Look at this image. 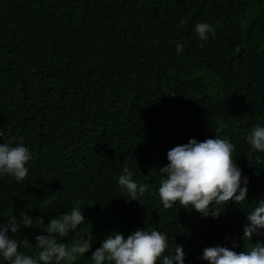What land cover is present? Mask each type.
<instances>
[{
	"label": "trees",
	"instance_id": "1",
	"mask_svg": "<svg viewBox=\"0 0 264 264\" xmlns=\"http://www.w3.org/2000/svg\"><path fill=\"white\" fill-rule=\"evenodd\" d=\"M201 22L215 28L206 42L195 32ZM257 124L264 0H0V144L22 140L32 153L24 181L0 176V225L21 211L47 224L81 208L88 222L58 242L104 232L92 233L76 264H94L105 239L137 228L164 233L166 255L182 246L184 264H209L206 247L240 252L264 242L241 239L246 213L264 199V152L247 143ZM215 134L234 145L247 200L229 202L218 218L179 202L164 209L158 169L167 152ZM124 166L147 186L139 202L118 186ZM39 234L21 223L13 238H27L20 251L35 257Z\"/></svg>",
	"mask_w": 264,
	"mask_h": 264
},
{
	"label": "clouds",
	"instance_id": "2",
	"mask_svg": "<svg viewBox=\"0 0 264 264\" xmlns=\"http://www.w3.org/2000/svg\"><path fill=\"white\" fill-rule=\"evenodd\" d=\"M195 32L201 41L206 42L209 33L215 34V28L201 22L195 25ZM176 48L177 52H182V43L178 42ZM3 136L0 128V137ZM247 143L252 150L264 152V126L255 125ZM233 151L234 145L217 134L202 142L193 138L170 149L168 163L158 169V197L163 208L171 209L179 202L181 208L195 209L204 217L218 218L229 202L237 206L243 204L247 200L249 179L242 177V171L233 159ZM31 159L32 153L22 140L14 147L10 141L0 144V176H9L16 182L24 181L29 174L26 165ZM132 177L133 172L124 166L117 183L120 189L126 190L130 200L139 202L138 197L144 195L147 186H139ZM30 208L26 205V209ZM19 215L22 219L8 218L6 224L0 225V258L6 264H76L78 256L87 253L92 246V230L74 239L71 245L56 239L57 236L66 237L69 231L75 232L84 225L87 220L81 208L74 206L70 213L52 217L47 224L42 217L33 221L28 211H21ZM21 223L28 228L35 225L41 233L35 235V246L39 249L35 257L20 251L22 245L24 248L31 246L27 238H13ZM261 230H264V199L246 213L242 241H252L254 234L264 236ZM232 239L233 247H236ZM168 249V237L164 233L137 228L126 238L121 233H113L91 258L94 264H158V261L161 264H184L182 246L175 243L174 250L166 255ZM202 259L209 264H264V242L252 243L240 252L226 246L206 247Z\"/></svg>",
	"mask_w": 264,
	"mask_h": 264
},
{
	"label": "rangeland",
	"instance_id": "3",
	"mask_svg": "<svg viewBox=\"0 0 264 264\" xmlns=\"http://www.w3.org/2000/svg\"><path fill=\"white\" fill-rule=\"evenodd\" d=\"M91 230H92V233H94V234L97 233V235H99V236L104 232L103 229H98V228H92L87 232H90ZM104 234H106V233H104ZM108 235H110V233Z\"/></svg>",
	"mask_w": 264,
	"mask_h": 264
}]
</instances>
